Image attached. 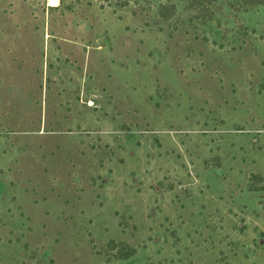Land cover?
I'll return each instance as SVG.
<instances>
[{"label": "rangeland", "instance_id": "1", "mask_svg": "<svg viewBox=\"0 0 264 264\" xmlns=\"http://www.w3.org/2000/svg\"><path fill=\"white\" fill-rule=\"evenodd\" d=\"M0 264H264V0H0Z\"/></svg>", "mask_w": 264, "mask_h": 264}]
</instances>
